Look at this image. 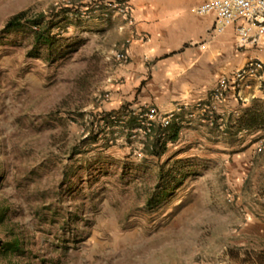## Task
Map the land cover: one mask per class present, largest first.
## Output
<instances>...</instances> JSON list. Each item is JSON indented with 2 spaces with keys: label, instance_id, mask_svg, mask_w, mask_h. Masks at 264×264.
Masks as SVG:
<instances>
[{
  "label": "rangeland",
  "instance_id": "obj_1",
  "mask_svg": "<svg viewBox=\"0 0 264 264\" xmlns=\"http://www.w3.org/2000/svg\"><path fill=\"white\" fill-rule=\"evenodd\" d=\"M67 3L0 0V246L21 238L24 264H264V129L233 141L244 186L224 140L154 153L139 125L120 127L131 108L105 107L120 59L100 24L116 11Z\"/></svg>",
  "mask_w": 264,
  "mask_h": 264
},
{
  "label": "crops",
  "instance_id": "obj_2",
  "mask_svg": "<svg viewBox=\"0 0 264 264\" xmlns=\"http://www.w3.org/2000/svg\"><path fill=\"white\" fill-rule=\"evenodd\" d=\"M128 1L131 21L114 12L100 24L114 35L112 50L128 53L126 60H116L112 101L105 104L106 109L124 111L127 105L138 110L144 104H155L162 113L176 110L171 125L164 128L155 123L149 137L163 140L167 148L183 143L188 134L199 136V132L215 144L224 140L226 155H232L238 164L229 166L226 173L242 182L246 158L233 141L243 145L245 133L254 136L264 129V80L250 75L231 89L218 104L213 124L202 118L195 104L208 98L221 76L231 75L250 60L264 62V34L252 39L258 35V27L248 24L249 40L240 46L237 24L219 32L214 13L193 11L206 0ZM121 123L123 129L132 127L129 120ZM175 130L177 135L172 137ZM259 225L264 230V220Z\"/></svg>",
  "mask_w": 264,
  "mask_h": 264
},
{
  "label": "built area",
  "instance_id": "obj_3",
  "mask_svg": "<svg viewBox=\"0 0 264 264\" xmlns=\"http://www.w3.org/2000/svg\"><path fill=\"white\" fill-rule=\"evenodd\" d=\"M67 0L72 7V12L86 14L89 9H104L116 11L131 21L132 7L128 0ZM193 11L198 14L214 13L216 15V29L221 32L229 25L237 24L239 44L244 46L249 40L248 24L258 27V35L253 36L256 40L260 34H264V0H206L195 7ZM116 57L126 60V50L116 52ZM256 75L264 80V62L260 59L250 60L247 64L237 68L231 75L221 76L216 85L210 91L208 98L199 100L195 104L196 110L204 120L212 124L216 120L218 104L224 100L227 93L237 87L247 76ZM180 108V106H179ZM130 112L138 117L139 131L150 133L155 123L167 128L177 116V111L162 113L155 104H144L140 109H131Z\"/></svg>",
  "mask_w": 264,
  "mask_h": 264
},
{
  "label": "trees",
  "instance_id": "obj_4",
  "mask_svg": "<svg viewBox=\"0 0 264 264\" xmlns=\"http://www.w3.org/2000/svg\"><path fill=\"white\" fill-rule=\"evenodd\" d=\"M52 13H54L53 10H52ZM40 17L41 18L44 17V14H41ZM26 21H27V11L25 10L20 11L8 19L4 29L7 31L19 30L22 27H24ZM33 23L35 26L40 27L39 29L34 31L36 40L44 44L51 45L54 42V37L50 34V32L46 30L45 26H41V22L39 18L35 19ZM131 116H132L131 125L135 126L137 124L140 126L138 117L135 115H131ZM106 118L107 120H109L108 116ZM153 128L154 126L152 127V131H153ZM176 135H177V130L174 131L172 137H175ZM158 144H160L161 147ZM165 145H166L165 142L158 140L156 147L153 148L152 151L160 155L164 152V149L166 147ZM178 162H179L178 164L181 163V161H178ZM159 197H160V194H159ZM159 197H158V200L160 199ZM23 253H24V248L22 245V239L19 237L11 238L7 240L5 243H3L2 246H0V260L3 261L2 264H24Z\"/></svg>",
  "mask_w": 264,
  "mask_h": 264
}]
</instances>
